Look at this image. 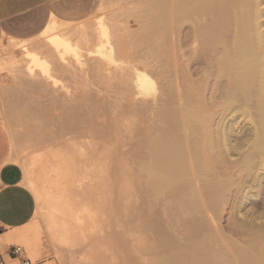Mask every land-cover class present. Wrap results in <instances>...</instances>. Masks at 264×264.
Segmentation results:
<instances>
[{
	"label": "bare ground",
	"instance_id": "6f19581e",
	"mask_svg": "<svg viewBox=\"0 0 264 264\" xmlns=\"http://www.w3.org/2000/svg\"><path fill=\"white\" fill-rule=\"evenodd\" d=\"M186 1L184 0L183 2L186 3ZM188 1L192 5V16H195L197 19H195L196 22L194 21V24L196 25L198 20H201V22H203L204 20V22L201 23L199 26L198 24L196 25V27L193 26L194 39H192L194 41H192L197 44H193L195 45L193 52L195 54H201L203 50L205 53L209 52L208 54H206L208 55L207 66L210 67V65L215 62V72L217 81L216 83L211 84L210 82L212 81L210 80L211 78L215 79L213 78L214 76H210L211 78H209L208 73V75L205 74V76L201 75L202 73L200 74L201 77L203 76L202 80L206 77L207 79H210L208 80L210 84H206H209V86L213 89L212 90L209 88V90L211 91L210 95H208L210 96L211 101V103H209L210 106L205 107L206 105L203 106L202 104V108L204 109L202 112H198L197 110L201 109V106H197L196 104H194V107L197 108L195 110V108H193V104L190 103L192 107L191 112V110L189 111L188 108L190 106V104H188L189 102L187 103L189 105L187 106L188 109L185 108V105L180 107V105H183L184 102H182L181 104H179V102V106L176 107V110L174 112H170L172 113L171 116H168L170 115V113L167 115L170 119L168 122L167 117L164 115L166 117L165 124L170 122V129L175 126V130L178 126L182 125V122H191L188 116H190L189 114L192 115V132L189 131L190 129H188V126H191L189 125V123L187 125H182L180 128L183 127L184 130H181L179 128L182 131L181 137L176 136L175 131L170 130L169 127L167 128L168 130L166 133H164L165 131L163 129L162 132H160V129L163 126L164 129L166 128L165 124L163 123V121L165 120L163 119L162 121V118L160 119V117L163 115V112L159 113L160 106L158 105V102L156 103V101L159 100L156 99V101L153 102L155 98L153 99L152 95L155 94L156 83L152 81L149 76L146 75V73L144 74L143 72L137 71L136 69H131V71L129 69L130 65H128L130 63L127 64V70H130V72L128 73H131L136 70L134 71V74H131V88L126 85V87H129H127L128 90L120 96H114V92L111 93L110 97L111 95H113L112 97L114 98H112V100H110L111 98H106L109 94H107V96H105L106 99H104L102 98L104 97V95L100 94L99 96H96V93L92 94L91 92L90 94H87L88 91H86L85 93L84 89H82V91H76L75 89L77 88H75L72 92L73 88H70V91H68V89H66L67 86L63 84L61 85L59 83L60 81L56 78L55 75L56 72L61 71L62 74L65 73L69 77L72 76L71 79H75L80 77L82 74L81 72H83L84 70L83 66L80 65L81 56L79 52V47L81 45L77 47L76 44L72 43L71 36L73 38V33L68 35V33L70 32L69 30H73V28L69 27L71 23H65L56 19H52L39 35L41 37H45V40H42L37 44L34 43L36 46L35 52H30L28 50V47L30 46L32 40L11 39L10 44L20 49V52L23 54V58L19 60L16 59L14 56H9L10 58H8V60H4L5 68L6 71L8 70L12 74V76H14V78L17 77L15 79H20L21 77L26 78L25 80L27 82L24 88H28L30 92H32L36 96L34 97L36 105H34L35 108L33 109L36 112H42L43 114H45L46 120L52 121H46L45 123L41 122L40 124L44 123L43 125L49 124L50 127L52 126L50 133L48 132L50 136L47 139H49L48 142H50L51 147L55 148V150L58 151L57 153H55L56 155L54 154L55 159L58 162L57 164H59V166L61 167L64 164L63 166H65L66 171H70V175L72 174L73 178H75V180L79 183L78 184L72 182L75 185L78 184V186L76 187L80 188V193L83 194V203L81 204L82 207L80 209L78 208V210H76L74 208L75 211L72 210V215L74 217V221H76L77 224L79 220H81V218H78L79 213L84 219L86 218V227L89 226L91 231H93L91 232L88 230V228H85L87 233L88 231L89 233H98L100 223L105 228L104 229L100 225V227L104 229H102L103 231H105L109 226L108 223H110V217L107 213L109 210L107 209V206L110 207L111 205V181L114 177L113 173H119L122 171L126 172L130 176L128 177L130 178V183H132L133 186H135V184L138 182L137 180H140L142 178L144 180V185H142L141 183L140 184L141 186H144L143 189L145 188V190L143 191H150H146L147 193L145 192L146 196L148 197L154 198L151 195L155 194L154 200L158 195L160 197L163 195L164 192H168V190L169 194L172 195V198L174 196L173 194H175L176 191L177 193H179V195L177 193L175 194L178 197H180V194L182 192H184L183 195L187 193L190 195L194 192L193 195L196 196L198 194V199L200 200H195V202L198 201L199 203L202 202L203 204L204 202H207L208 205L210 204L211 206V204L215 205V203H217L221 198H223L224 194H226V196H228L230 193L233 194L232 196L230 195L232 198V204L235 202L236 205L234 206L236 209L235 212L237 214L236 217L239 215L238 217L240 219L234 220L235 223L233 224L235 226H233V228L231 229H233L236 235H240L241 237L243 236L242 238L246 237L249 239L247 240L245 238L242 240V242L240 241L241 245L237 247V250H235L238 254L236 253V257L234 256V258L232 257L231 259L234 261V259L236 258L235 261L237 260V264H264L263 0ZM183 2H181V7L184 4ZM107 3V0H102L100 8L104 9L105 7H110V4H108L109 6L105 5ZM103 5L104 7H102ZM168 6L166 5V7ZM185 6H189L188 8H190V5L188 3L185 4ZM187 7H185V9H188ZM181 9L184 10V8ZM121 11H123V9ZM103 22L98 21V23L95 25V28H93L94 33L92 32V37L96 38V43L93 44L95 48L93 52L96 56V61L98 60L97 63H100L99 65H96L101 68L104 64L101 63L102 60L100 61L98 58H102L104 61H108L110 63H113L114 60H116V56L112 57L113 53L116 50L114 48L113 52L112 48L114 46L111 47L112 45L110 41V32L108 30L109 28L106 25L107 23L105 24ZM81 25L78 26V28L74 29L76 33L74 31L73 32L75 34L74 37L79 36L80 34V39L78 41H81L83 39L81 41L82 43L83 41H87L88 33L86 32L87 26ZM91 31L89 32L90 34ZM119 42L118 45L121 43ZM3 46L5 47V45H1V47ZM37 46L38 49H40L39 52L36 51ZM116 47V52H119L118 54L121 55L122 52H120V49L118 51L119 46ZM85 48L84 51L86 49L88 51V47L86 49ZM0 50L2 51L4 49L1 48ZM121 51L125 52L123 49H121ZM116 52L114 53V55H116ZM212 60L214 61L212 62ZM132 66L131 68H135V66ZM196 66L194 68H196ZM99 67L97 69L98 71ZM117 68L118 71L121 70L119 69L120 67ZM125 68L127 67H124L123 69ZM194 68H192V70ZM212 70L214 71V69ZM193 72L194 71H192V73ZM97 75H99L97 78L101 79L104 76H100V73H98ZM86 78L84 77L83 80H85ZM21 79L22 81H24L23 78ZM202 80L201 82H203ZM21 82L20 86L23 83ZM122 82H120L119 84L123 85L124 82ZM201 85H199V87H201ZM83 86L85 87L86 84H84ZM122 91L124 92V90ZM27 92L28 91L26 90L25 93ZM176 92H178V90ZM184 92L187 93L188 91ZM204 92L205 90L203 92L195 94L196 96H199L201 95V93L204 94ZM94 94L95 96H93ZM32 97L33 96H31L30 98ZM149 97H152L153 101L149 100ZM177 97L179 96L177 95L175 99ZM200 98L201 97H194V99H196L197 101ZM87 99L91 101L93 100L94 104L91 101L89 102ZM196 100H194V102ZM84 101L89 102L88 105H85L86 107L90 106V108L88 107L89 109L87 108L85 110L86 107L83 105V107L81 108L80 105L84 103ZM177 101L175 100V102ZM204 101L207 103V98L204 99ZM90 103L93 105L92 107ZM115 103H119L117 107H115V110L113 109L109 111V108H111L112 105H116ZM171 106L175 108V105ZM165 109L167 108L165 107ZM154 113H156V115ZM157 114L162 115L159 116ZM155 116L157 118L159 117L160 120H156ZM151 119L152 121L153 119L158 121L157 123H159V121H162L164 125L160 122L162 126L157 124V129L156 126L154 127L153 125L155 123L151 124ZM236 119H243V121H246L248 123L247 126L245 123L244 126L239 130V132L235 133L233 129H231L233 126L231 127L229 125V122H233ZM216 120L217 122H215ZM171 122L174 125H171ZM176 122L177 124L178 122H181V125L177 126ZM200 122H203L204 124ZM205 122H207V124ZM202 124L203 126L205 125L206 128L204 126L199 129L204 130L205 128L204 132L202 130L199 131V129L195 130L197 127H193L196 125L200 126ZM152 127L154 129L156 128L155 130H158L159 132L156 131L158 133H155V130L154 132L151 131L153 130ZM151 132L153 134L155 133L154 135L156 136L153 140L151 139V143H148V139H150V137L148 138V136ZM153 134L151 137H154ZM190 134L192 136H190ZM232 134H234L235 136ZM189 138L192 139H190L192 143ZM189 147L190 151L192 147V152L189 153L188 151V154L187 150ZM211 152H213L212 154L214 155V163H211L210 161L212 160ZM216 162H218L219 165L220 162L224 163V165H227L225 166L227 167V169L225 168L226 170L221 173H217L212 170L209 171V169L213 166L212 164H215ZM206 170H208L207 172L210 173H206ZM218 171L220 172V170ZM101 173L103 174V176ZM100 174L102 177L100 176ZM111 174H113V177H111ZM27 177V185L36 194V197L40 200L48 198V192L45 191L46 189L44 190V187L40 186V184L42 185V182L45 181L40 182L39 179L36 180V178L34 179L30 175H28ZM135 181L136 183H133ZM186 185H188L187 188L190 189H188L189 192L192 189H194L195 191L192 190V192L190 193L186 192L188 191L184 190V187ZM180 188H183L182 192ZM170 191L172 192L170 193ZM203 194H205V198L202 196ZM177 196L173 198L176 203L178 202L177 205L179 204V202L183 203L185 200V195L183 197L181 196L183 202L181 198H177L176 201ZM197 197L192 196L191 200H193V198L196 199ZM201 198H204L202 199L204 201H202ZM179 199L180 201H178ZM146 201L145 199H143L142 201V209L144 214H146V212L148 211L146 210V206L144 205V203H147ZM186 202H184L185 206H189L192 201H189V204ZM250 202H253V206L251 205L252 207H250ZM201 205L200 207L203 208L204 206ZM205 206L207 207V205ZM191 207L192 206L190 205L189 208L187 207L188 209L186 208V210H190ZM260 208L261 210L258 211ZM199 209L201 211V208ZM106 210L107 212H105ZM205 210L202 209L204 213ZM197 212L196 214L198 215ZM148 213L149 212H147V214ZM159 213L160 212H158V214ZM190 213H192V211ZM206 213H208V211ZM101 216L102 219L104 218L103 223L100 222L102 220H100ZM197 218L199 219V217ZM234 243L235 242H233V245ZM202 248L203 247H201V249ZM234 249H236V246ZM190 256L193 257L192 254ZM196 256H198V254ZM205 257H207L206 259H211L209 255H206ZM198 259L199 258H197V262H195L194 264H205L206 262H208L203 257L200 259H203L206 262L198 261ZM208 263L210 264V262Z\"/></svg>",
	"mask_w": 264,
	"mask_h": 264
},
{
	"label": "rangeland",
	"instance_id": "374dc122",
	"mask_svg": "<svg viewBox=\"0 0 264 264\" xmlns=\"http://www.w3.org/2000/svg\"><path fill=\"white\" fill-rule=\"evenodd\" d=\"M107 1L108 3L105 5L109 6L108 4H110V7H105L103 9L100 8L99 6L98 9L94 12V14L89 18H87L86 20L79 22V24L78 23L70 24L69 27L73 28V30L72 29L69 30L71 33L69 32L68 35L73 33L74 39L71 36L72 43L76 44L77 47L81 45L79 47V52L81 56L80 65L83 66L84 69L83 72L84 71L85 72L84 73L81 72L82 74L80 73L81 74L80 77L78 78L73 77L75 79H71L72 76L69 77L67 74L65 73L62 74L61 71H58L55 73V75L56 78L60 81L59 83L61 85L63 84L67 86L66 89H68V91H70V88L71 89L73 88L72 92L74 91L75 88H77L75 89L76 91L78 90L82 91V89H84L85 93L86 91H88L87 94H90V92L92 94L96 93V96L102 94L104 95V97L102 98L104 99L111 98L110 100H112L113 95L120 96L123 93H125V91L128 90L127 87L128 86L130 87L131 84L130 83L132 76L131 74L132 73L134 74V71L137 70L143 72L144 74L146 73V75H148L149 78L156 83L155 94L152 95L153 99L155 98V100L153 101L152 97L151 98L149 97L148 99L152 100L153 102H155L156 99L159 100L156 101V103L158 102V105L160 106L159 109L161 112L159 111V113L163 112L162 113L163 115L162 114H157V115L163 116V117L161 116L160 119L162 118V121L163 119L165 120L163 121L164 124L166 122L165 118L167 117V122H168L170 120L168 116H171L172 114L170 112L171 111L174 112L176 110V107L179 106V104H181L182 102L184 103L183 105L181 104L180 107L185 105L186 106L185 108H187V106H189L188 104L190 103L193 104V108H195L194 104H196L197 106H201L200 107L201 109L195 108V110L197 109L198 112H202L204 110L202 108V104L203 106L206 105L205 107L210 106L209 103H211V101H210V96L208 95H210L211 93L209 88L212 89V87H210L209 84L216 83L217 81L216 72H215L216 71L215 62L212 63L209 67L207 66L208 55H206L209 52L205 53L203 50L205 56L202 50H201L202 52L201 54L200 53L195 54L193 52L195 45H197L195 42H193L194 27H196L197 24L199 26L201 23L204 22V20L203 22H201V20H198L196 25L194 24L197 19L195 16H192V5L190 4V2L188 0H187L188 2L185 0L186 3L183 2L184 0H159V1L158 0H111V1L107 0ZM181 2L184 3L182 7H181L182 4ZM187 3L190 5V8H188L189 6L188 7L185 6V4ZM111 5L113 6V8ZM166 5L168 7H166ZM263 5H264V0H263ZM184 6L187 7L188 9H185ZM102 7H104V5ZM181 8H184V10ZM122 9L123 11H121ZM98 21L101 22L104 21L103 23L105 24L107 23L106 25L109 28L108 30L111 36L110 38L112 45L111 47L114 46L112 48L113 52H114V48L117 51L116 46H119L118 51L120 49V52H122L123 54L122 55L120 53L121 55H119L118 54L119 52L117 53L115 51L116 55H114L115 53L114 52L112 57L116 56L115 57L116 60H114L115 59L114 58L113 63L104 61L102 58H98L100 61L102 60L101 63L104 64L102 68L97 66L100 63H97L98 60L96 61V56L93 52L95 49L93 44L96 43L95 42L96 38L92 37V32L94 33L93 28H95V25L98 23ZM80 25L87 26L86 29L87 30L86 32L88 33L87 41L82 42L83 44L85 43L84 46L81 43L83 39L81 41H78L80 39L79 37L80 34L79 36L74 37L75 35L74 32L76 33L74 29L78 28V26ZM263 29H264V25H263ZM90 31L91 34L89 33ZM39 34L37 37L30 39L32 40L30 46L28 47L29 48L28 50L30 52H35L36 46L34 43L37 44L40 41L45 40L44 39L45 37H41L39 36ZM119 39L121 43L119 42ZM117 41L120 43L119 45ZM1 43H0V49L2 48L4 50L2 51L0 50V125L4 128V131L8 136V140H9L10 148H9V155L7 162H12L21 168L22 185L32 193L36 204L33 218L31 219L29 224L21 230L23 233L22 237L25 239V241L22 242L21 240L18 239L9 242L12 246L21 248L20 256H22L24 260H29L30 264H140V263L141 264H159V263L160 264H166V263L192 264V262L194 264L195 262H197V258H199L198 261H205L200 258L203 257L206 259L207 257L205 256L209 255L211 259L208 258L206 259V261L210 262V264H215V263L237 264L236 262L237 260L235 261L236 258L234 259L235 262L231 258L232 257L234 258V256L236 257L237 251L235 250H237V247L241 245L242 240L245 239L246 237L242 238L243 236L241 237L240 235H236L233 229H231L233 228V226H235L233 224L235 223L234 220L240 219L238 217L239 215L236 217L237 214L235 212L236 209L234 206L236 204L235 202L232 204L231 196L233 194L231 193L228 196L224 194V197L221 198L217 203H215V205L211 204L210 206V204L208 205L207 202H204V204L202 202L199 203L198 201L195 202V200H199L198 199L199 195L197 193L195 194H197L198 197L197 195L196 196L193 195L194 192L191 193L190 195L188 193H187L188 195L184 194L185 195L184 196L183 195L184 192H182L183 188H180L182 192L180 194V197L175 195L177 193L176 191V193L173 194L174 195L173 198L177 196L176 197V201H177V198H181V196L182 197L184 196L185 200L187 201L186 202L184 200V202L189 204V201H192L191 204H189V206L191 205L193 208L191 207L190 210H186V208L187 207L189 208V206L188 205H186L187 207L185 206V203L183 202L182 198L181 200L184 204L179 202V204L177 205L178 202L177 203L175 202V200L172 198V195L169 194V190L168 192H164L163 195L160 197L158 195L156 197V199L159 197L157 200L156 199L154 200L155 194L153 193H152L153 195L151 196H153L154 198L146 196L145 192L147 190L144 192L143 190H145V188L143 189L144 186H141V184L144 185V180L142 178L140 179L139 176V179L141 181L137 180L138 181L137 183L136 181L133 182L137 184L133 186V184L130 183L131 181L129 180L130 176L126 172L121 171L119 173H113L114 177L112 176L113 174H111V177H113L110 187L111 205L110 207L107 206V209H109L108 212L107 210L105 211L108 213V216L110 217L109 218L110 220L108 219L110 222L108 223V225L110 227L108 226L109 228L107 227V229L103 231L105 228L100 223V225L104 229L99 225L98 228L99 232L91 233L93 231H91L89 226L86 227V223H85L86 218L84 219L80 213L79 215L78 214L77 215L78 218H81V220H79L77 224V222L74 221L73 219L74 217L72 215V210L75 211V209L78 210V208L80 209L82 207L81 204L83 203L82 201L83 194L80 193L81 192L80 188L76 187L78 186L79 183L78 181L75 180V178H73L72 174L70 175L69 173L70 171H66L65 166H63L64 164L62 165V167L59 166V164H57L58 162L55 159V155H56L55 153H57L58 151L55 150V148L51 147L50 142H48L49 139H47L50 136L48 132L50 133L52 126L50 127L48 123H47L48 125L46 124L43 125L46 121L50 122L51 120H46L45 114H43L42 112H36L33 109L35 108L34 105H36V101H34L35 100L34 97L36 96L32 92H30L28 88L27 89L26 87L24 88L27 82L25 80L26 78L21 77L24 79V81H22L21 78L15 79L17 77L14 78V76H12V74L8 70L6 71L4 60H8V58L12 56L20 60L23 58L22 57L23 54L20 52L19 48L10 44L11 39L7 38L4 40V42ZM194 43L195 45H193ZM1 45H5V47L3 46L4 47L3 48L1 47ZM86 46L88 47V51L86 49L87 48ZM83 47L84 48L86 47L85 51ZM37 49L38 46L36 48V51L39 52L40 49L38 50ZM121 49H123L125 52L121 51ZM196 58H198L199 60ZM214 60H212V62ZM193 61L196 63H194ZM127 64L130 65L129 66L130 70L131 69H136V70H134L131 73H128L130 72V70L129 71L127 70L128 69ZM194 64L195 66L197 65L196 68H194L195 67ZM132 65L135 66V68ZM105 66L108 67L106 68ZM123 66L127 68L123 69L124 68ZM131 66L133 68H131ZM98 67H99V71L97 70ZM117 67H120L119 69L121 70L119 71L121 73L118 71ZM192 68H194L195 70L194 69L192 70ZM212 69H214V71ZM192 71L194 72L192 73ZM97 72L101 74L100 76L104 75L102 79L97 78L99 76L97 75L98 74ZM207 73L209 74L208 76L209 78H211L210 76L212 77L214 76L213 78H215L216 80L212 78L210 80L207 79V77L205 78L206 80L204 78L202 80V77L205 76V74ZM200 74L203 76L201 77ZM84 77L86 78L85 80H83ZM201 80L203 82H201ZM208 80L212 82L209 83ZM20 82L22 83V85L23 84L24 85L20 86ZM120 82H122L123 85H120L119 84ZM84 84H86L85 87L83 86ZM201 84L204 85L206 84L207 85V86L205 85L206 88L204 87V85ZM126 85L128 86L126 87ZM199 85H201V87H199ZM24 89L25 92L26 90L28 91L27 93L29 95L31 93L32 94L29 96L27 93L24 92ZM192 89L195 90L193 91ZM122 90H124V92ZM177 90L179 93L176 92ZM204 90H205L204 92L205 95L201 93V95L197 94L199 96H196L195 93L203 92ZM184 91L186 92L188 91V92L185 93ZM113 92L114 94L111 95L110 97V94ZM171 92H173L174 94ZM107 94H109L108 95L109 97L107 96ZM177 95L179 97L175 99ZM31 96L33 97L30 98ZM93 96H95V94ZM105 96L107 97L105 98ZM167 96H168V100H167ZM193 96L201 97V98L198 99L197 101L196 99H194ZM205 97L207 98L208 101L207 103L204 101V99H206ZM174 99L176 101L179 99L180 101L178 100L177 102H175ZM194 100L196 101L194 102ZM88 101L90 102L91 100ZM89 102L84 101V103L80 105L81 108L85 105H88ZM91 102L94 104L93 100ZM115 104H116L115 106L112 105V107L109 108V111L113 109L115 110V107H117L119 103H115ZM160 104H164V105H160ZM191 104L188 108L189 111L191 110L192 112ZM90 105L91 107L93 106L91 103ZM171 105H175V108ZM88 107L90 108V106H87L85 110ZM165 107L167 109H165ZM166 110L167 111L170 110V111H168L167 113ZM156 113L154 114L156 115ZM169 113L170 115H168ZM189 115L190 116H188V118L190 119L191 122L188 123L191 126L190 127L188 126V129H190L189 131H191L192 115L191 114ZM154 119H153L154 122L152 121V119L150 120L151 124L155 123L153 124L154 127L156 126L157 128V124L158 125L163 124L162 121H159V123H157L158 121L156 120L157 119L160 120L159 117L158 118L156 117V120ZM240 119L239 120L236 119L233 122H229V125L231 127L233 126L231 129H233L235 133L239 132V130L244 126L245 123L247 126L248 122L243 121V119L242 120ZM41 122L44 123L40 124ZM215 122H217V120ZM180 123L181 122H178L177 124L176 122L177 126L181 124L182 125L188 124L187 122H185L186 124L184 122H182L181 124ZM205 123L207 124V122ZM167 124H165L166 129L163 128L164 126L161 129L159 128L161 130L160 132H162L163 129L165 131L164 133H166L168 130L167 128L169 127L170 129V122ZM172 124L173 123L171 122V125ZM203 124L200 125L201 127L198 126L199 124L193 127L194 128L197 127L195 130H198L199 128L205 126V125L203 126ZM41 125H43L44 127ZM181 126H178L176 130L174 129L175 126L174 127L171 126L173 129L171 128L170 130L175 131L176 136L181 137L182 135L181 130H184L183 127L180 128ZM205 128L204 130L199 129V131L202 130L204 132ZM152 129L153 130L151 131L154 132L155 129L153 127ZM156 131L158 130H155V133L159 132ZM151 133L148 136V138L150 137V139H148V143H151L152 142L151 139L153 140L156 136L154 135L155 133L154 134L152 133L154 137H151L152 136ZM191 134L190 136H192ZM191 138H189V140ZM188 151L189 153L192 152V147H191V151H190V147L188 148L187 153ZM212 153L213 152H211V157L213 160L214 155ZM212 160H210L211 163H214L215 159L213 161ZM218 162L212 164L213 166L209 169V171L212 170L214 172L221 173L227 169V167H225L227 165H224V163L222 162H220L219 165ZM212 168L216 170H213ZM218 170H220V172ZM207 171L208 170H206V173H210ZM28 175H30L34 179L36 178V180L39 179L40 182L45 181L42 182V185L40 184V186L44 187V190L46 189L45 191L48 192V198L40 200L36 197V194L27 185ZM72 182L78 184L75 185ZM187 186L188 185L184 187L185 191L189 189L187 188ZM189 190L186 192H189ZM192 190L190 192H192ZM171 192L172 191H170V193ZM177 194L179 195V193ZM192 196L197 197L196 199L193 198L196 205L194 204L193 200H191ZM202 196L204 197L205 194H203ZM204 198H201V200ZM143 199H145V201L147 200L146 201L147 203H144V205L146 206V210H148L147 212H149L148 213L149 215L147 214L146 211H145L146 214L143 213V209H142ZM178 201H180V199ZM252 204L253 202H250V207L253 206ZM200 205L204 206L205 209L208 211V213H206L207 211L204 209V207L203 208L200 207ZM205 205H207V207ZM232 206L234 207V209ZM199 208H201V211L202 209L205 210V213L203 211L202 213ZM260 210L261 208L258 211ZM191 211L193 214L190 213ZM195 211L198 213V215L196 214ZM158 212L160 213L158 214ZM197 217H199V219ZM101 219L102 216L100 220ZM103 219L100 222L103 223L104 222ZM82 223L85 225H83ZM80 227L83 229H81ZM85 228L86 229L88 228V230L91 232L89 233L88 231L87 233ZM246 239L248 240L249 238ZM233 242H235L234 245ZM235 246L236 249H234ZM201 247L203 248L201 249ZM203 251L208 253L206 254ZM196 253L200 257L196 256L197 255ZM191 254L193 255V257L190 256ZM208 262H206L205 264H209ZM14 263L19 264L17 261H14Z\"/></svg>",
	"mask_w": 264,
	"mask_h": 264
},
{
	"label": "crops",
	"instance_id": "0c3cea01",
	"mask_svg": "<svg viewBox=\"0 0 264 264\" xmlns=\"http://www.w3.org/2000/svg\"><path fill=\"white\" fill-rule=\"evenodd\" d=\"M102 0H0V43L5 39L30 40L38 36L52 19L79 23L94 14ZM39 34V35H40ZM9 140L0 125V264H19L9 242L25 239L22 229L35 212V199L22 185V170L7 162Z\"/></svg>",
	"mask_w": 264,
	"mask_h": 264
},
{
	"label": "built area",
	"instance_id": "2783aa9c",
	"mask_svg": "<svg viewBox=\"0 0 264 264\" xmlns=\"http://www.w3.org/2000/svg\"><path fill=\"white\" fill-rule=\"evenodd\" d=\"M13 251H14V254L15 255H21V248H19V247H13ZM21 264H30V261L23 259Z\"/></svg>",
	"mask_w": 264,
	"mask_h": 264
}]
</instances>
